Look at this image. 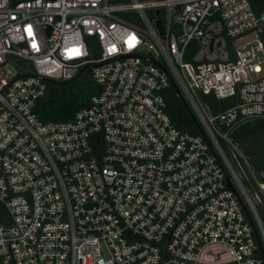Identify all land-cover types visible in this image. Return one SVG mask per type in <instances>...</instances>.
<instances>
[{"label":"built area","instance_id":"1","mask_svg":"<svg viewBox=\"0 0 264 264\" xmlns=\"http://www.w3.org/2000/svg\"><path fill=\"white\" fill-rule=\"evenodd\" d=\"M85 66L88 107L42 122L47 81ZM170 82L199 135L173 126ZM256 118L249 0H0V264H264V183L230 136Z\"/></svg>","mask_w":264,"mask_h":264},{"label":"trees","instance_id":"2","mask_svg":"<svg viewBox=\"0 0 264 264\" xmlns=\"http://www.w3.org/2000/svg\"><path fill=\"white\" fill-rule=\"evenodd\" d=\"M253 11L259 14L264 11V0H249ZM132 21L134 15H123ZM131 16V17H128ZM97 93V86L91 79L90 71L67 81H47L44 96L37 102L35 113L44 122H67L74 114L89 105L90 99ZM167 113L173 126L185 133H201L196 117L186 100L181 97L178 87L170 82L164 91ZM201 100L214 115L235 105L234 98L217 99L213 95H202ZM246 155L256 173L264 170V119H251L233 129L230 134ZM256 212L264 223V198L256 207Z\"/></svg>","mask_w":264,"mask_h":264},{"label":"water","instance_id":"3","mask_svg":"<svg viewBox=\"0 0 264 264\" xmlns=\"http://www.w3.org/2000/svg\"><path fill=\"white\" fill-rule=\"evenodd\" d=\"M156 14H158V11H156ZM155 25H156L157 29H158V30L161 32V34L163 35V29H162V27H161L160 22H159V21H156ZM90 68H91V66H85V67H83V68L80 70L79 75L83 74L84 72H86V70H88V69H90ZM258 176H259V178L261 179V181L264 183V170L260 171V172L258 173Z\"/></svg>","mask_w":264,"mask_h":264}]
</instances>
